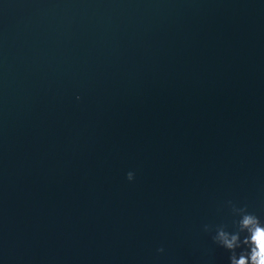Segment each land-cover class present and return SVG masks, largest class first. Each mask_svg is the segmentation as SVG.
I'll return each instance as SVG.
<instances>
[{
  "label": "water",
  "instance_id": "95a60500",
  "mask_svg": "<svg viewBox=\"0 0 264 264\" xmlns=\"http://www.w3.org/2000/svg\"><path fill=\"white\" fill-rule=\"evenodd\" d=\"M229 200L264 217V0H0V264H227Z\"/></svg>",
  "mask_w": 264,
  "mask_h": 264
},
{
  "label": "clouds",
  "instance_id": "9594fccd",
  "mask_svg": "<svg viewBox=\"0 0 264 264\" xmlns=\"http://www.w3.org/2000/svg\"><path fill=\"white\" fill-rule=\"evenodd\" d=\"M126 180L132 182L134 174L127 173ZM225 207L230 211L231 224L211 228L204 225L203 231L213 233V244L228 253L227 264H264V217L231 200L225 202ZM162 251V248L158 249V252Z\"/></svg>",
  "mask_w": 264,
  "mask_h": 264
}]
</instances>
